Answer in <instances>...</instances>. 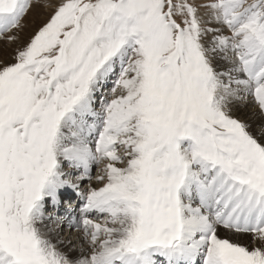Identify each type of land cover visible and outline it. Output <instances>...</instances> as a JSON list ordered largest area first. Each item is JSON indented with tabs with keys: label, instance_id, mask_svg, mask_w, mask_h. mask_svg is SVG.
I'll use <instances>...</instances> for the list:
<instances>
[{
	"label": "snow or ice",
	"instance_id": "obj_1",
	"mask_svg": "<svg viewBox=\"0 0 264 264\" xmlns=\"http://www.w3.org/2000/svg\"><path fill=\"white\" fill-rule=\"evenodd\" d=\"M0 264H264V0H0Z\"/></svg>",
	"mask_w": 264,
	"mask_h": 264
},
{
	"label": "bare ground",
	"instance_id": "obj_2",
	"mask_svg": "<svg viewBox=\"0 0 264 264\" xmlns=\"http://www.w3.org/2000/svg\"><path fill=\"white\" fill-rule=\"evenodd\" d=\"M36 16L35 13L30 14L28 17V20L32 21V19ZM37 19V24L40 23V21H43L44 17H36ZM67 231V230H66ZM227 234V233H226ZM228 235V234H227ZM251 238V237H250ZM248 236H232L231 239L239 242V243H244V244H249L250 239Z\"/></svg>",
	"mask_w": 264,
	"mask_h": 264
},
{
	"label": "rangeland",
	"instance_id": "obj_3",
	"mask_svg": "<svg viewBox=\"0 0 264 264\" xmlns=\"http://www.w3.org/2000/svg\"><path fill=\"white\" fill-rule=\"evenodd\" d=\"M28 22L31 24V21H30V20H28ZM41 22H42V21H40V23H41ZM34 27H35V26H31V27L29 28V30L26 31V33L24 34L25 39L27 38V35H28L32 30H34ZM221 235L224 236V235H227V234L222 230V231H221ZM249 238H250V237H249ZM249 240H251V238H250ZM241 244H244V243H241Z\"/></svg>",
	"mask_w": 264,
	"mask_h": 264
}]
</instances>
